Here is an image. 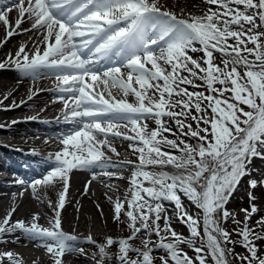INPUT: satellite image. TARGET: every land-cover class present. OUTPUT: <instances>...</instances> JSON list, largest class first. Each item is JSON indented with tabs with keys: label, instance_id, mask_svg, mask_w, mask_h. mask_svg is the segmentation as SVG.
I'll use <instances>...</instances> for the list:
<instances>
[{
	"label": "snow or ice",
	"instance_id": "obj_1",
	"mask_svg": "<svg viewBox=\"0 0 264 264\" xmlns=\"http://www.w3.org/2000/svg\"><path fill=\"white\" fill-rule=\"evenodd\" d=\"M202 3L207 7L197 14L162 0H0V48L15 35H35L9 52L0 69L32 81L54 77L49 91L53 103L62 105L55 123L69 126L56 137L59 149L43 162L48 170L31 181L15 180L33 194L62 185L57 202L47 201L53 216L47 226L39 213L12 222V208L0 219V242L19 232L41 242L51 264H65L66 254H83L75 243L81 237L62 227L71 173L87 170L97 180L100 169L109 179H124L126 168L129 188L123 199L105 195L113 204L114 222L126 224L130 234L108 235L102 242L91 234L84 238L97 249L94 264H156L157 259L159 264H207L209 257L212 264H264L257 244L264 241V215L255 226L250 223L261 212L255 190L264 196V174L248 179L243 221L226 207L255 171L253 160H264V0ZM23 23L30 27L22 28ZM40 91L30 90L26 100L0 110L20 107ZM10 95L0 99V106ZM117 138L128 142L135 159H120L111 143ZM88 190L86 184L85 194ZM167 204L174 206L172 213L189 237L172 227ZM230 218L238 225L233 229L237 240L222 226ZM141 234L137 247L132 241ZM236 244L248 254L235 253ZM156 250L164 255L154 256ZM5 262L24 264L10 250L0 251V264Z\"/></svg>",
	"mask_w": 264,
	"mask_h": 264
},
{
	"label": "bare ground",
	"instance_id": "obj_2",
	"mask_svg": "<svg viewBox=\"0 0 264 264\" xmlns=\"http://www.w3.org/2000/svg\"><path fill=\"white\" fill-rule=\"evenodd\" d=\"M162 3L170 8H176L177 5H179L197 14H199L201 9L207 7L202 3V0H162ZM11 18L13 20L16 18L15 12L11 14ZM29 27V23L22 24V28L26 29ZM3 36L4 29L3 26H0V39H2ZM29 37L35 38L34 33L19 34L10 38L9 42L4 47L0 48V61H3L9 52L14 53L19 44L28 41ZM190 54L196 57V53ZM55 83V78L51 76L32 81L29 78H21L19 73L15 70L7 68L0 69V99H2L4 95L11 93L9 99L5 100L4 105L0 106V108L12 104L13 100L17 103H19L21 99L26 100L30 94V90H42L31 101H28L20 107L12 108L7 111L0 110V122H2L0 125H7L6 127H0V219L12 208H16L11 218L12 222L21 219L27 221L33 213H39L41 216L40 223H42L45 218V202L51 200L55 203L58 200V193L62 190V185L57 186L58 193L56 195V200H53L50 193L44 192L42 194L44 187L38 188L36 194H33L30 187L18 185L15 183V178L7 177L8 174L9 176L10 174L14 175L13 172H15L21 176L20 178L31 181L34 178H39L41 174L48 170V166L43 163L45 160L37 164V162L42 159L39 154L33 155L24 153L20 150L23 146L41 145L59 149L60 145L56 137L60 132L67 131L69 126L63 123H55V118L60 115V109L62 107L59 102L53 103L55 95L52 91H49V89L55 87ZM32 116H37L38 119L25 120V118ZM13 120L25 122L11 124L10 122ZM41 121H49V123H42ZM149 124L152 127L155 126L151 121H149ZM36 128L39 129V131L36 130ZM53 132H56V134H52ZM111 143L114 144L118 152L131 153L127 141L117 138L111 141ZM16 162H19L23 167L17 166ZM35 164L42 168L40 173L34 172L33 169L35 168ZM251 167L255 169V171H253L251 177H246L242 180L226 205L228 210L229 207L231 208V206L238 204L246 208L249 207L248 184H246L248 189L247 192L245 190L244 194L240 195V191L243 188V184H245L244 182H248V179H261V174H264V160L254 159ZM100 171V169L96 170V172ZM91 174L92 173L87 170H79V172L71 174L65 206L61 209L62 226H65V228L67 227V230H69L70 227L76 225V233L81 237L78 241L81 243L86 242L84 238L89 234H91L94 239L107 235L105 232H97L98 226L96 225V223L99 222L103 225V223L110 218V214H113V204L106 198L105 194H107V196H109L110 193L119 195L125 191L122 187L116 184H109L108 182L119 180L121 183L129 186L127 179L129 172L122 173L125 177L124 179H109L102 174H98L100 178L93 180ZM32 175L34 176L32 177ZM8 179H10V181L4 183V180L8 181ZM86 184H88L89 188L87 194H85ZM21 193H23V195H21ZM259 193H262V190L258 188L255 190V194L258 195ZM36 196H38L39 199H37ZM123 197L122 195L121 198L123 199ZM113 200L115 199L113 198ZM259 202L258 199V205ZM97 205H99V208ZM260 208L262 211L263 207L260 206ZM15 234L17 235L15 240L11 239L7 241L6 244L15 245L18 248V252L16 253L20 255L23 261L30 256H33L36 261H39L35 254V246H37L39 241L26 239L19 232ZM78 241L76 243H78ZM63 259L65 264H83L77 258L65 256Z\"/></svg>",
	"mask_w": 264,
	"mask_h": 264
},
{
	"label": "rangeland",
	"instance_id": "obj_3",
	"mask_svg": "<svg viewBox=\"0 0 264 264\" xmlns=\"http://www.w3.org/2000/svg\"><path fill=\"white\" fill-rule=\"evenodd\" d=\"M165 2V1H164ZM251 46V45H250ZM196 55V57H199V56H201L202 55V53H196L195 54ZM215 56H216V62L217 63H219L220 62V60H221V56H220V54L219 53H215ZM197 83H199V81L197 82ZM191 90H193V89H190V91ZM196 90H199V91H205V89L204 88H200V89H196ZM0 123H2V122H0ZM195 126V125H194ZM40 151H38L37 153H39ZM44 153H46V155L49 153H47V151L46 152H44ZM120 153V159H135V157L131 154V153H129V152H124V153H122V152H119ZM109 155H112L111 153H108ZM115 157L113 156V159H114ZM258 167H261L260 165H257ZM76 172H79V170H73V172L71 173V174H73V173H76ZM113 181V180H112ZM117 186H119V187H122L125 191H124V193H120L119 195H115V194H112V193H110V195L109 196H111V197H113L114 199L117 197V196H124L125 195V193L127 192V190H128V188H129V186H127L126 184H124V183H121L119 180L118 181H113ZM245 184H243V188H242V192L240 191V195H242V194H244V192H245V190H246V192L248 191V189H247V187H246V184H248V182H244ZM60 184H57V186H59ZM57 186H56V188H47V187H44V190L42 191V194L44 193V192H46V193H50L51 194V196H52V199L53 200H56V195H57V193H58V189H57ZM257 197L259 198V206H262L263 207V209H262V211L259 213V215H257V216H254L253 218H252V220H251V225H253V226H255V223H256V220H258L259 219V216L260 215H264V196H262L261 195V193H259L258 195H257ZM182 199H184V203H185V206L188 208V210L190 211V213H192V214H197L198 213V210L193 206V205H191L190 204V202H188L185 198H183L182 197ZM47 200V199H46ZM168 208H169V215H173V213H172V209H173V205H171V204H167L166 205ZM49 206H48V203H47V201L45 202V208H46V211H45V218H44V220H43V222L41 223V224H43V225H45V226H47V221H48V219L50 218V217H52L53 216V210H52V208H48ZM243 208H246L245 206H243V205H234V206H231V208L229 207V211L230 212H234L235 214H236V218L237 219H239L240 221H243V219H244V213L241 211V209H243ZM65 214V213H64ZM47 219V220H46ZM122 220L124 219V217L122 216V218H121ZM108 223V224H107ZM172 227L178 232V233H180V234H182L183 236H185V237H189V231H188V228L186 227V225H184V224H182V223H180L176 218H175V216L173 215V219H172ZM96 225L98 226V231L97 232H105L107 235L106 236H108V235H111V236H113V237H124V236H127V235H129L130 233H129V230H128V228H127V226H126V224H123V223H121V224H118V223H116V222H114V220H113V214L111 213L110 214V218L108 219V221H106L105 223H103V225L102 224H100V222L99 223H96ZM161 225L163 226V221H161ZM222 226L226 229V230H228L230 233H232V236H231V238L233 239V240H237V239H239V237L236 235V233L233 231V229H236L237 227H238V225H236V224H234L233 222H232V219L230 218L227 222H225V223H223L222 224ZM63 227V229H64V231H66V232H69V233H73V234H76L77 235V233H76V228H77V226L75 225L74 227H70V229L69 230H67V227L65 228V226H62ZM105 227V228H104ZM100 229H101V231H100ZM257 230H259V229H257ZM201 233L203 234V232H202V229H201ZM17 235L16 234H12V235H5L4 236V238H3V241L2 242H0V243H3V245H6V247L7 246H10V247H12V248H9V247H7V248H1L0 249V251H13V252H18V248L14 245V246H12V245H8V244H6V242H7V240L9 241V240H15V237H16ZM143 238V234H141V236L139 237V238H137L136 240H134V241H132V243L135 245V246H137V247H139V246H141V239ZM98 242H102L103 241V239H104V236L103 237H96L95 238ZM157 238L155 237V236H152V240L153 241H155ZM6 241V242H5ZM41 242H38V244H37V246H35V254H36V256H37V258L39 259V261H36V259L35 258H33V256H30L28 259H26L25 261H24V264H33V262L35 261L36 262V264H51V260H50V258H49V256L46 254V251H45V249L43 248V247H41V246H39V244H40ZM76 243V242H75ZM257 244H258V246H259V248L261 249V255H264V241H257ZM36 247H38V248H36ZM76 247L77 248H82L83 249V254H81L80 252H76V253H72V254H66L65 256H68L69 258H77L78 260H80V262H82L83 264H94V260L92 259V255H91V253L93 254L94 252H96L97 251V249L95 248V246H93L92 244H87V243H81L80 241H78V243H76ZM182 247H184V250L185 251H187L188 252V254L190 255V256H193V257H195V255H196V253L191 249V248H189L187 245H183ZM228 247H233V245H228ZM116 251V248H113L112 249V252H115ZM234 251H235V253H239V254H241V255H247L248 253L246 252V250L243 248V247H241L239 244H236L235 246H234ZM153 255L154 256H156V257H159V256H161V255H164V252L163 251H161V250H156V251H154V253H153ZM5 264H7V262H5ZM111 264H115V261H112L111 262ZM156 264H159V260L157 259V261H156ZM207 264H212V261H211V258L209 257L208 258V261H207ZM237 264H239V261H237Z\"/></svg>",
	"mask_w": 264,
	"mask_h": 264
}]
</instances>
